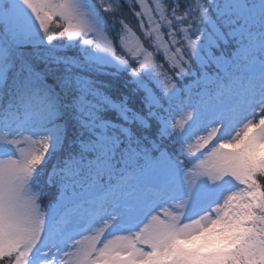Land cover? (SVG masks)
<instances>
[{
    "label": "snow or ice",
    "instance_id": "obj_1",
    "mask_svg": "<svg viewBox=\"0 0 264 264\" xmlns=\"http://www.w3.org/2000/svg\"><path fill=\"white\" fill-rule=\"evenodd\" d=\"M262 180L264 0H0V264H264Z\"/></svg>",
    "mask_w": 264,
    "mask_h": 264
},
{
    "label": "trees",
    "instance_id": "obj_2",
    "mask_svg": "<svg viewBox=\"0 0 264 264\" xmlns=\"http://www.w3.org/2000/svg\"><path fill=\"white\" fill-rule=\"evenodd\" d=\"M184 6L185 5L183 3H181V7L183 8ZM135 10L138 11L139 10V7L137 6ZM124 11H125V16L127 17L126 22H128L130 24V26L133 28V30L136 31V34L137 35H141L140 31H138V29H137L138 21L134 20L132 15H129V13L132 12L133 10L132 9H128L127 7H125V10ZM54 31L55 32H58L59 29H55ZM58 42L59 41H54V43H58ZM118 51H119V49H118ZM68 54L69 55H72L73 53L72 52H68ZM157 60L160 63H165L162 56H158L157 57ZM165 70H167V64L166 63H165ZM113 94L118 96L120 93L118 91H115L114 90V93ZM45 191L47 193V196L44 199H42V201H41V207L46 210L47 207H48V205H49V203H50V201L52 199H54V197H55L56 189L55 188L45 189Z\"/></svg>",
    "mask_w": 264,
    "mask_h": 264
},
{
    "label": "rangeland",
    "instance_id": "obj_3",
    "mask_svg": "<svg viewBox=\"0 0 264 264\" xmlns=\"http://www.w3.org/2000/svg\"><path fill=\"white\" fill-rule=\"evenodd\" d=\"M149 3L151 4V0H149ZM210 147V146H209ZM197 155H199V153H197ZM262 183H264V180L261 181Z\"/></svg>",
    "mask_w": 264,
    "mask_h": 264
}]
</instances>
